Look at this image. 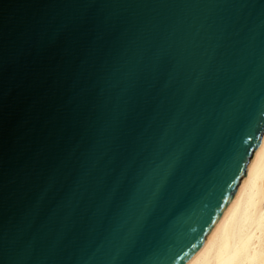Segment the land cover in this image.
<instances>
[{
  "label": "water",
  "instance_id": "1",
  "mask_svg": "<svg viewBox=\"0 0 264 264\" xmlns=\"http://www.w3.org/2000/svg\"><path fill=\"white\" fill-rule=\"evenodd\" d=\"M264 140V0H0V264H188Z\"/></svg>",
  "mask_w": 264,
  "mask_h": 264
},
{
  "label": "bare ground",
  "instance_id": "2",
  "mask_svg": "<svg viewBox=\"0 0 264 264\" xmlns=\"http://www.w3.org/2000/svg\"><path fill=\"white\" fill-rule=\"evenodd\" d=\"M188 264H264V140L239 193Z\"/></svg>",
  "mask_w": 264,
  "mask_h": 264
}]
</instances>
